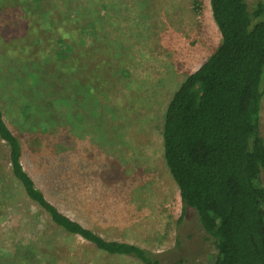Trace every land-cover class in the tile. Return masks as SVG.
Returning a JSON list of instances; mask_svg holds the SVG:
<instances>
[{
	"label": "rangeland",
	"instance_id": "obj_1",
	"mask_svg": "<svg viewBox=\"0 0 264 264\" xmlns=\"http://www.w3.org/2000/svg\"><path fill=\"white\" fill-rule=\"evenodd\" d=\"M259 1L246 0L248 10ZM219 40L209 0H0V109L35 186L70 218L151 251L160 264H212V239L193 209L182 210L166 168L161 126L179 83ZM63 48L76 59L69 67L67 59L57 65ZM58 89L57 129L32 130L39 117L30 105H45ZM261 90L264 141V75ZM21 262L142 264L53 224L11 174L0 139V264Z\"/></svg>",
	"mask_w": 264,
	"mask_h": 264
},
{
	"label": "trees",
	"instance_id": "obj_2",
	"mask_svg": "<svg viewBox=\"0 0 264 264\" xmlns=\"http://www.w3.org/2000/svg\"><path fill=\"white\" fill-rule=\"evenodd\" d=\"M209 5L220 40L213 52L183 78L166 105L161 126L163 159L182 210L193 209L201 228L212 239V264H264V141L259 133L264 2H257L251 11L246 0H209ZM58 40L61 42V37ZM56 58L57 65L67 59V67L76 60L64 48ZM28 66L29 62L25 79L37 88L35 96L33 93L36 102L42 101L43 92L33 71L36 67ZM56 84L57 80L49 90L55 91ZM76 92L74 89L70 95ZM55 93L57 96L43 101V106L30 105L35 110L33 117H39L32 121V130L48 133L57 129L64 93L60 89ZM21 113L27 114L26 109ZM31 118L28 115L26 119ZM0 139L8 147L11 174L53 224L107 254L160 264L151 251L106 240L49 201L24 170L20 140L6 125L1 109Z\"/></svg>",
	"mask_w": 264,
	"mask_h": 264
}]
</instances>
